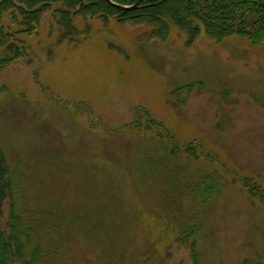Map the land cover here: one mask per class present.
Instances as JSON below:
<instances>
[{
  "label": "rangeland",
  "instance_id": "1",
  "mask_svg": "<svg viewBox=\"0 0 264 264\" xmlns=\"http://www.w3.org/2000/svg\"><path fill=\"white\" fill-rule=\"evenodd\" d=\"M59 8L0 70L29 257L41 245L40 264H194V245L203 264H264V45L203 33L187 47L175 27L162 42L148 24L74 14L69 34ZM3 212L12 222L9 199Z\"/></svg>",
  "mask_w": 264,
  "mask_h": 264
},
{
  "label": "trees",
  "instance_id": "2",
  "mask_svg": "<svg viewBox=\"0 0 264 264\" xmlns=\"http://www.w3.org/2000/svg\"><path fill=\"white\" fill-rule=\"evenodd\" d=\"M110 1L121 6H134L139 2ZM110 1L0 0V49L5 48L10 52L0 57V70L24 56L16 44L18 36L36 34L44 14L57 5H61V9L53 12L69 34L75 32L73 17L83 16L99 18L105 23L112 18L120 24H148L153 27L150 39L162 42L168 41L175 27L187 33V47H191L203 33L218 42L231 36H239L249 40L253 46L264 45V0H144L138 9L131 11L116 7ZM8 18L12 21L11 26L4 24V20ZM13 27L18 29L14 31ZM194 86L191 85L190 88ZM153 126L154 124L149 128ZM17 177L7 155L0 149V264H40L44 256L41 245L31 253V257L27 254L34 243L36 232L17 215ZM248 192L257 199L261 195V191L254 187H249ZM8 199L11 202L12 222L4 225L3 209ZM261 200L264 202V197ZM191 252L193 263L203 264L197 247L193 245ZM242 264L260 263L245 260Z\"/></svg>",
  "mask_w": 264,
  "mask_h": 264
},
{
  "label": "water",
  "instance_id": "3",
  "mask_svg": "<svg viewBox=\"0 0 264 264\" xmlns=\"http://www.w3.org/2000/svg\"><path fill=\"white\" fill-rule=\"evenodd\" d=\"M110 1V0H109ZM144 0H139V2L136 4V5H134V6H121V5H118V4H116V3H113V2H111L114 6H116V7H119V8H122V9H124V10H127V11H131V10H136V9H138L140 6H141V4H142V2H143Z\"/></svg>",
  "mask_w": 264,
  "mask_h": 264
}]
</instances>
